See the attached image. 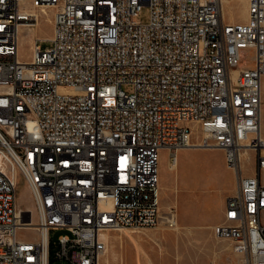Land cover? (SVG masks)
Returning <instances> with one entry per match:
<instances>
[{"label":"built area","instance_id":"obj_1","mask_svg":"<svg viewBox=\"0 0 264 264\" xmlns=\"http://www.w3.org/2000/svg\"><path fill=\"white\" fill-rule=\"evenodd\" d=\"M227 1L0 0V264H97L105 233L156 226L159 151L173 162L191 123L235 174L229 230L213 234L240 264H264V0H247L245 22L225 20ZM27 6L54 11L30 62L17 53L19 28L37 21ZM19 182L33 210L18 208Z\"/></svg>","mask_w":264,"mask_h":264},{"label":"rangeland","instance_id":"obj_2","mask_svg":"<svg viewBox=\"0 0 264 264\" xmlns=\"http://www.w3.org/2000/svg\"><path fill=\"white\" fill-rule=\"evenodd\" d=\"M230 2L224 8L225 19L228 21L231 18L234 22L244 21L246 17L244 0H231ZM147 14L144 10L139 18L145 21ZM51 18V11H48L45 16L39 14L33 31L21 30L18 41L19 59L22 61L31 59L29 46L31 38L39 39L37 44L40 50L48 47L49 43L45 40L51 37ZM241 57L240 67H252V50H243ZM122 88L128 93L132 91L130 85H124ZM261 99V135L264 137V77L261 79ZM197 133L198 131L195 130L192 145H196L200 140ZM199 147L205 148V146ZM200 148L179 149L173 162H169L168 153L161 154L159 151L160 216L166 217L169 211H174L173 214H176L178 225L181 227L180 233L169 230L164 224L165 220L161 219L154 227H142L147 229L138 228L134 232L109 233L107 236L108 252L100 259V264H136V258L141 264H147L148 259L153 264H203L204 260L206 262L212 260V257H205V255L217 249L213 243L218 240L213 234V227L223 222L224 209V204H219V200L222 197L225 200L227 196H231L236 183L233 172L225 166L223 151L215 147L212 150ZM254 158V153L251 151L242 157L241 168L244 174L253 173ZM260 178L264 179L263 172ZM16 203L21 210H33L28 190L20 182L17 187ZM189 224L202 229L193 231L191 234L189 229L188 234L183 226ZM207 226L210 228H204ZM64 234H66L65 231H53L49 233V239L55 242L60 235ZM124 234H127V237ZM17 237L22 240L36 238L35 233L30 230H19ZM216 253L219 256V250ZM221 254L223 263L218 264H238L236 256L228 260L232 255L230 250ZM53 264H59V262Z\"/></svg>","mask_w":264,"mask_h":264},{"label":"bare ground","instance_id":"obj_3","mask_svg":"<svg viewBox=\"0 0 264 264\" xmlns=\"http://www.w3.org/2000/svg\"><path fill=\"white\" fill-rule=\"evenodd\" d=\"M231 1V0H230ZM230 1H227V2H225L224 4H223V15H224V8H225V6L226 5H228L229 3H231ZM244 2H245V9H246V13H245V20L244 21H242V22H245L246 21V19H247V0H244ZM26 9H27V11L29 10L33 15H35L36 17H37V19H38V17H39V14H41V15H46L47 14V12L48 11H51L52 12V18H53V13H54V11H53V9L51 8V7H41V8H32V7H29V6H27L26 7ZM52 18L50 19L51 20V22H50V24H51V33H52ZM224 18H225V16H224ZM45 19V18H44ZM48 19V18H47ZM226 20V19H225ZM229 22H234L233 20H231V18H230V20H228ZM36 25H37V21H36V24L34 25H32V24H23V25H21V27L19 28V35H18V41H19V36H20V34H21V30H26V31H33L34 30V28L36 27ZM31 38V37H30ZM30 41V40H29ZM28 43H30V42H28ZM30 46V49H31V59H32V55H33V48H34V39H32L31 38V45H29ZM28 46V47H29ZM18 50H20L18 47H17V53H18ZM31 59L29 60V61H24V62H30L31 61ZM21 60V59H20ZM235 73V72H234ZM261 122H262V102H261V107H260V129H259V136H260V138H261V140L262 141H264V137L261 135ZM190 128H191V140H190V142H189V145L187 146L188 148H193V147H197V148H200L199 146H203V144H202V142H203V132L200 130V128H199V126H198V124L197 123H191L190 124ZM195 130H197L198 131V133H197V135L199 134V136H200V140H199V142L196 144V145H192V143H191V141H192V138H193V136L195 135L194 133H195ZM210 145L208 144V145H205V148H200V149H205V150H212L214 147L216 148V149H219V150H221V151H223L224 152V159H225V161H226V150H222V145H221V142H213V147H209ZM186 147V148H187ZM182 148H184L185 149V147H180V149H182ZM195 149V148H194ZM249 151H251V152H253V150H251V149H249L248 147H245L244 149H243V151H242V153H241V160H242V157L244 156V155H247L248 154V152ZM224 161V162H225ZM174 166H176V164L174 165ZM225 166L227 167V169H229V170H231L232 172H233V174H234V170L232 169V168H230V167H228L227 165H226V163H225ZM240 166H241V161H240ZM234 177H235V174H234ZM158 187H159V180H158ZM27 188V187H26ZM236 188V187H235ZM28 190V189H27ZM235 191V190H234ZM175 216H176V214H174L173 215V217L175 218ZM161 220H166V217H163L162 215H161ZM231 221V209H230V203H229V201L228 200H226L225 201V204H224V210H223V222L222 223H220V224H217L214 228H215V230H229V223H226V222H230ZM163 222V221H162ZM168 227V226H167ZM169 228V230H173L175 233H180V231H181V227L176 223V218H175V225L171 228V227H168ZM142 229H147V228H142ZM141 229V230H142ZM183 229H185L186 230V232L188 233L189 232V227H183ZM122 231H131V232H134V231H136V229H120V231H118V232H111V233H121ZM110 233V232H109ZM109 233H105V235L103 236V238H104V240H105V242H106V245H107V247H106V249H105V251L98 257V263L97 264H100V259L102 258V257H104V255L108 252V243H107V236H108V234ZM185 233V232H184ZM126 237H127V234H124ZM131 240H133L132 238H130ZM217 239H220V238H217ZM220 240H223V239H220ZM112 243V242H111ZM120 245H121V241H120ZM122 246V245H121ZM111 247V246H110ZM120 248V247H119ZM111 250V249H110ZM114 250V249H113ZM117 252V251H116ZM231 252H232V248H231ZM233 253V252H232ZM122 254V253H121ZM234 254V253H233ZM108 255H110V254H108ZM235 255V254H234ZM236 257H237V255H235ZM121 258H122V256H121ZM116 260H117V258H116ZM113 261V260H112ZM114 263V262H113ZM136 264H141L140 263V260L138 259V258H136ZM147 264H153L152 263V261L150 260V259H148V261H147ZM238 264H240V261L238 260Z\"/></svg>","mask_w":264,"mask_h":264},{"label":"crops","instance_id":"obj_4","mask_svg":"<svg viewBox=\"0 0 264 264\" xmlns=\"http://www.w3.org/2000/svg\"><path fill=\"white\" fill-rule=\"evenodd\" d=\"M160 153L161 154H167L168 152L166 150L162 149V150H160ZM252 174H249V175H252ZM225 201H226V198L224 200L223 197H222V199L219 200V204H225ZM175 218H176V223L178 224L177 216H175ZM215 225H217V224H215ZM183 227H190V232H189L190 234L193 231L202 229V228L192 227L190 224L189 225H186V226H183ZM204 228H207L208 229V228H210V226H207V227H204ZM213 243L216 245L217 249H213L209 254L205 255V257H209V258L212 257V260H210L208 262H206L204 260V263L203 264H218V263H223V257H222V254L221 253H223L225 251H228V250L231 251V244L227 240H220V239H218L217 241H215ZM217 250H219V253H220L219 256L216 253ZM217 258H219V259H217ZM233 258H235V255L232 253V255H230V257H229L228 260H232Z\"/></svg>","mask_w":264,"mask_h":264}]
</instances>
